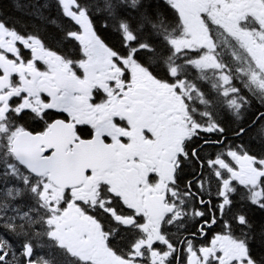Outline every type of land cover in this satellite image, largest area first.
Instances as JSON below:
<instances>
[{
	"label": "snow or ice",
	"instance_id": "obj_1",
	"mask_svg": "<svg viewBox=\"0 0 264 264\" xmlns=\"http://www.w3.org/2000/svg\"><path fill=\"white\" fill-rule=\"evenodd\" d=\"M15 7L0 264H264V0Z\"/></svg>",
	"mask_w": 264,
	"mask_h": 264
},
{
	"label": "trees",
	"instance_id": "obj_2",
	"mask_svg": "<svg viewBox=\"0 0 264 264\" xmlns=\"http://www.w3.org/2000/svg\"><path fill=\"white\" fill-rule=\"evenodd\" d=\"M30 0H0V14H5L9 20L22 17L24 13L18 10L15 5L25 6Z\"/></svg>",
	"mask_w": 264,
	"mask_h": 264
},
{
	"label": "flooded vegetation",
	"instance_id": "obj_3",
	"mask_svg": "<svg viewBox=\"0 0 264 264\" xmlns=\"http://www.w3.org/2000/svg\"><path fill=\"white\" fill-rule=\"evenodd\" d=\"M237 143H239V142H237Z\"/></svg>",
	"mask_w": 264,
	"mask_h": 264
}]
</instances>
